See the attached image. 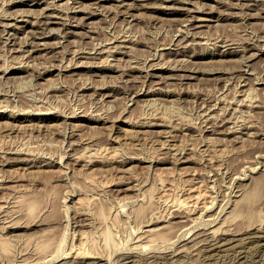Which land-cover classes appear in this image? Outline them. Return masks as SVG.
<instances>
[{
  "label": "rangeland",
  "instance_id": "rangeland-1",
  "mask_svg": "<svg viewBox=\"0 0 264 264\" xmlns=\"http://www.w3.org/2000/svg\"><path fill=\"white\" fill-rule=\"evenodd\" d=\"M263 31L264 0H0V112H15L0 117V238L8 240L6 247L0 242V264H264L263 209L244 210L242 221L233 218L235 204L251 205L244 190L264 180V107L252 105H264ZM98 114L107 119L89 118ZM155 115L168 125L142 123ZM249 122L255 126L245 128ZM253 144L257 151L249 149ZM91 187L94 193L86 190ZM259 188L263 197L264 186ZM191 192L202 197L195 204L199 211L196 199L188 200ZM34 196L40 200L31 211L27 203ZM183 197L187 202L180 206L176 200ZM151 225L158 226L157 238L159 232L166 237L154 238ZM107 228L115 235L109 244ZM196 233H208L210 240L195 245ZM42 241L49 244L46 252L35 244ZM80 246L93 250L91 256L65 255Z\"/></svg>",
  "mask_w": 264,
  "mask_h": 264
},
{
  "label": "bare ground",
  "instance_id": "bare-ground-1",
  "mask_svg": "<svg viewBox=\"0 0 264 264\" xmlns=\"http://www.w3.org/2000/svg\"><path fill=\"white\" fill-rule=\"evenodd\" d=\"M181 1H182V0H181ZM186 1H190V0H186ZM55 5H56V4H55ZM138 5H139V4H138ZM200 5H201V4H200ZM57 6H58V4H57ZM198 6H199V4H198ZM233 7H234V6H233ZM238 7H239V6H238ZM197 8H198V7H197ZM199 8H201V6H200ZM240 8H241V7H240ZM243 8H244V6H243ZM199 10H200V9H199ZM24 11H25V10H24ZM63 11H64V10H63ZM7 13H8V11H7ZM18 13H19V12H18ZM9 14H10V12H9ZM49 14H51V13H49ZM67 14H68V13H67ZM67 14H66V15H67ZM5 15H7V14H5ZM5 15H4V16H5ZM244 15H247V14H244ZM48 17H49V16H48ZM44 22H45V21H44ZM46 22H47V21H46ZM30 23H31V22H30ZM33 23H35V22H33ZM47 23H48V22H47ZM31 24H32V23H31ZM254 31H255V30H254ZM72 32H73V31H72ZM261 32H262V31H261ZM261 32H260V33H261ZM263 32H264V31H263ZM257 33H258V32H257ZM260 33H258V34H260ZM2 36H3V35H2ZM196 36H197V35H196ZM260 36H261V35H260ZM140 41H141V40H140ZM32 43H33V42H32ZM34 43H36V42H34ZM137 43H138V42H137ZM48 44H49V43H48ZM29 45H30V44H29ZM37 45H38V44H37ZM242 46H243V45H242ZM244 46H245V45H244ZM251 46H252V45H251ZM35 47H36V46H35ZM54 47H55V46H54ZM119 47H120V46H119ZM121 47H122V46H121ZM244 48H247L246 50H249V49H250L248 46H245ZM36 49H37V48H36ZM117 50H118V48H117ZM37 51H38V50H37ZM110 51H111V50H110ZM235 51H239V50H235ZM120 52H121V51H120ZM124 52H125V51H124ZM124 52H123V53H124ZM111 53H112V52H111ZM220 53H221V52H220ZM222 53H225V54H226V53H231V51H227V52L224 51V52H222ZM213 54H215V53H213ZM30 57H31V56H30ZM93 57H94V56H93ZM4 62H5V61H4ZM22 62H23V61H22ZM24 62H25V61H24ZM108 65H109V64H108ZM7 66L9 67L8 64H7ZM23 66H24V65H23ZM66 67H67V66H66ZM48 68H49V67H48ZM110 68H112L111 65L109 66V69H110ZM219 69H220V68H219ZM219 69H218V70H219ZM222 69H223V68H222ZM61 70H62V69H61ZM226 70H227V69H226ZM239 70H241V69H239ZM222 71H223V70H222ZM48 72H49V71H48ZM210 72H211V71H210ZM213 72H215V71H213ZM223 72H224V71H223ZM11 73H12V72H11ZM39 73H41V72H39ZM211 73H212V72H211ZM13 74H14V73H13ZM147 74H149V73H147ZM44 75H45V74H44ZM243 75H245V74H243ZM10 76H11V74L8 76V78H9ZM14 76H18V75H14ZM20 76H21V75H20ZM239 76H240V75H239ZM6 77H7V76H6ZM12 77H13V76H12ZM18 77H19V76H18ZM42 77H43V76H42ZM188 77L190 78V77H195V76H192V74H191L190 76L188 75ZM242 77H243V76H242ZM9 79L11 80V78H9ZM9 79H8V80H9ZM14 79H16V78H14ZM10 80H9V81H10ZM6 81H7V80H6ZM6 81H5V82H6ZM15 81H16V80H15ZM59 81H60V80H59ZM28 82H29V81H28ZM56 82H57V81H56ZM8 83H9V82H8ZM19 83H20V82H19ZM25 83H26V82H25ZM29 83H32V82L30 81ZM29 85H30V84H29ZM53 85H54V84H53ZM16 86H17V85H16ZM18 86H19V85H18ZM50 87H52V86H50ZM234 87H235V86H234ZM254 87H255V86H254ZM254 87H252L253 90H254ZM0 89L3 90L2 87H0ZM5 89H6V88H5ZM59 89H60V88H59ZM64 90H65V89H64ZM109 90H110V89H109ZM155 90H156V89L149 90V92H147V94H150V93H152V92L155 91ZM170 90H171V89H170ZM170 90H169V91H170ZM236 90H238V92H239V89L236 88ZM242 90H243V89H242ZM253 90L250 89V91H253ZM5 91H6V90H5ZM57 91H58V90H57ZM164 91H165V90H164ZM250 91H249V94H251ZM158 92H159V91H158ZM254 92H255V91H254ZM254 92L252 93L251 97L255 94ZM4 93H5V92H4ZM170 93H173V92H170ZM232 93H233V92H232ZM235 93H237V92H235ZM235 93H234V94H235ZM147 94H146V95H147ZM167 94H168V91H167ZM245 94H246V93H245ZM249 94H247V95H249ZM247 95H246V96H247ZM256 95H257V94H256ZM233 96H234V95H233ZM235 96H236V94H235ZM231 97H232V96H231ZM242 97H243V96H242ZM233 98H234V97H233ZM233 98H232V99H233ZM247 98H248V97H247ZM249 98H250V97H249ZM21 99H22V98H21ZM23 99H24V98H23ZM23 99H22V100H23ZM140 99H141V97H140ZM226 99H227V98H226ZM228 99H229V98H228ZM236 99H237V98H235V100H236ZM260 99H261V98H260ZM260 99H259V100H260ZM24 100H25V99H24ZM24 100H23V101H24ZM27 100H28V99H26V101H24V102H27ZM145 100H146V99H145ZM238 100H239V99H237V102H238ZM240 100H241V98H240ZM240 100H239V101H240ZM3 101H4V100H3ZM23 101H22V105L24 104ZM136 101H137V99H136ZM146 101H147V100H146ZM227 101H228V100H227ZM242 101H243V100H242ZM261 101H262V99H261ZM13 102H14V101H13ZM20 102H21V101H20ZM30 102H31V101H30ZM225 102H226V101H225ZM230 102H235V101H228V103H230ZM237 102H236V103H237ZM243 102H244V101H243ZM243 102H242V103H243ZM251 102H252V101H251ZM8 103H9V102H8ZM260 103H261V102H260ZM260 103H258L257 105H254V103L252 102V105H253V106H258V107H259V106H263V107H264V105H262V103H261V104H260ZM28 104H29V103H28ZM244 104H245V103H244ZM5 105H6V104H5ZM9 105H10V103H9ZM22 105H21V106H22ZM30 105H32V104L30 103ZM30 105H29V107H30ZM212 105H213V104H212ZM212 105H211V106H212ZM226 105H227V104H226ZM226 105H225V106H226ZM247 105H248V104H247ZM252 105H251V107H252ZM6 106H7V105H6ZM6 106H5V107H6ZM21 106H20V108H21ZM24 106H25V105H24ZM24 106H23V107H24ZM47 106H48V105H47ZM227 106H228V105H227ZM248 106H250V104H249ZM3 107H4V105H2V108H3ZM7 107H9V106H7ZM15 107H16V106H15ZM37 107H38V106H37ZM38 108H39V107H38ZM48 108H49V107H48ZM50 108H52V107H50ZM50 108H49V109H50ZM207 108H208V107H207ZM225 108H226V107H225ZM4 109H5V108H4ZM4 109H3V110H4ZM12 109H13V108H12ZM21 109H24V108H21ZM42 109H43V108H42ZM49 109H48V110H49ZM73 109H74V108H73ZM14 110H15V109H14ZM224 110H225V109H224ZM9 111H10V110H9ZM11 111H12V110H11ZM75 111H76V110H75ZM85 111H87V110H85ZM13 112H14V111H13ZM223 112H224V111H223ZM14 113H15V112H14ZM14 113H13V114H14ZM73 113H75V112H73ZM90 113H91V112H90ZM224 113H225V112H224ZM13 114H12V113H9V112H8L7 114H5L4 111H1V112H0V117L6 116V115H7V116H12ZM59 115H60V114H59ZM59 115H56V114H55L54 117H55V116H59ZM71 115H72V114H71ZM90 115H91V114H90ZM95 116H96V115H95ZM160 116H161V117H160ZM160 116H158V115L156 116V115H155V116L152 118V120L149 119V121L147 120V122H146L145 120H143V121H145V122H142V123H146V124H144L145 126H152V127H157V126H161V125H168V124H166V122H163V121H162V115H160ZM206 116H208V115H206ZM108 117H109V116H108ZM46 118H47V117H46ZM89 118H90V119H95V120H97V121H98V120L100 121V120H106V119H107L106 116H105V117H104V116H101V114H98L96 117L92 116V117H89ZM163 118H164V117H163ZM207 118H208V117H207ZM207 118H206V119H207ZM210 119H211V118H210ZM220 119H221V118H220ZM222 119H224V118H222ZM138 120H139V119H138ZM154 120H155V121H154ZM212 120H213V119H212ZM250 120H251V119H250ZM215 121H216V120H215ZM8 122H9V121H8ZM8 122H6V124H8ZM50 122H51V121H50ZM50 122H48V123H49V126H50V124H53V123H50ZM66 122H67V121H66ZM104 122H105V121H104ZM136 122H137V121H136ZM167 122H168V121H167ZM211 122H212V121H211ZM213 122H214V121H213ZM218 122H219V121H218ZM222 122H223V121H222ZM0 123H3V122H0ZM12 123H13V121H12ZM15 123H16V122H15ZM45 123H46V122H45ZM48 123H47V125H48ZM139 123H140V122H139ZM164 123H165V124H164ZM214 123H215V122H214ZM251 123H252V122H251ZM251 123L249 122V124H251ZM6 124L4 123V127H5ZM218 124H219V123H218ZM247 124H248V122H247ZM13 125H14V124H13ZM15 125H16V124H15ZM22 125H23V124H22ZM37 125H38V124H37ZM41 125H43V124H41ZM45 125H46V124H45ZM45 125H43V126H45ZM47 125H46L45 127H47ZM54 125H55V124H53V126H54ZM86 125H87V124H86ZM88 125H89V124H88ZM142 125H143V124H142ZM214 125H216V124H214ZM20 126H21V125H19V127H20ZM27 126H28V124H26L25 127H27ZM56 126H57V124H56ZM65 126H66V125H65ZM84 126H85V125H84ZM84 126H83V127H84ZM218 126H221V125H218ZM243 126H245V124H244ZM254 126H255V125H254V123H253V124H251V125L246 126L245 128H249V127L251 128V127H254ZM2 127H3V125H2ZM2 127L0 126V128H2ZM8 127H9V128H10V127L14 128L15 126H14V127H13V126H8ZM8 127H7V128H8ZM19 127H18V129H19ZM22 127H23V126H22ZM25 127H24V128H25ZM36 127H37V126H36ZM57 127H58V126H57ZM83 127H81V128H83ZM175 127H176V126H175ZM240 127H241V126H240ZM9 128H8V130H9ZM20 128H21V127H20ZM38 128H39V127H38ZM215 128H216V127H215ZM4 129H5V128H4ZM18 129H17V127H16V128H14V131H16V130H18ZM28 129H30L29 131H31V128H30L29 126H28ZM39 129H41V126H40ZM44 129H45V128H44ZM50 129H52V126H50ZM174 129H175V128H174ZM241 129H242V127H241ZM253 129H254V128H253ZM2 130H3V128H2ZM6 130H7V129H6ZM8 130H7V131H8ZM10 130H12V129H10ZM26 130H27V129H25V131H26ZM45 130H46V129H45ZM48 130H49V129H48ZM55 130H57V129H54V131H55ZM58 130H59V129H58ZM62 130H64V128H63ZM62 130H59V131L62 132ZM66 130H67V129H66ZM81 130H82V129H81ZM212 130H214V129H212ZM251 130H252V129H251ZM262 130H264V129H262ZM262 130H261V131H262ZM7 131H5V132H7ZM12 131H13V130H12ZM21 131H23V132H22V136H21V137H23L24 130L22 129ZM46 131H47V130H46ZM76 131H77V130H76ZM137 131H138V130H137ZM236 131H237V130H236ZM239 131H240V130H239ZM241 131H243V129H242ZM249 131H250V129H248V131H246V134H245V135L249 134V135L251 136L252 132L250 131V132H251V133H250ZM261 131H258V132H261ZM1 132H2V131H1ZM32 132H33V130H32ZM34 132H35V130H34ZM38 132H39V131H38ZM48 132H50V131H48ZM48 132H46V133H48ZM71 132L73 133L74 131H71ZM71 132H69V133H71ZM138 132H139V131H138ZM143 132H144V131H143ZM212 132H213V131H212ZM227 132H228V131H227ZM263 132H264V131H263ZM8 133L10 134V131H8ZM27 133H29L28 135H30L31 132H27ZM36 133H37V132H36ZM36 133H35V134H36ZM50 133H52V132H50ZM56 133H57V132H56ZM62 133H63V132H62ZM62 133H61V135H62ZM65 133H66V131H65ZM72 133H71V134H72ZM76 133H77V132H76ZM256 133H257V132L255 131V134H256ZM1 134H4V133L2 132ZM6 134H7V133H6ZM12 134H13V133H12ZM16 134L18 135V131L16 132ZM16 134H15V135H16ZM19 134H20V131H19ZM25 134H26V132H25ZM25 134H24V135H25ZM31 134H32V133H31ZM41 134H42V133H41ZM43 134H44V133H43ZM52 134H54V133H52ZM52 134H50V136L53 137ZM57 134H58V133H57ZM57 134H56V135H57ZM59 134H60V133H59ZM221 134H222V133H221ZM224 134H226V133L224 132ZM253 134H254V133H253ZM4 135H5V134H4ZM7 135H8V134H7ZM7 135H6V136H7ZM13 135H14V134H13ZM17 135H16V137L18 138L19 135H18V136H17ZM39 135H40V134H39ZM45 135H46V134H45ZM65 135H66V134H65ZM233 135H234V134H233ZM249 135H247V136L250 138ZM1 136H2V135H1ZM9 136H10V135H9ZM26 136H27V135H26ZM31 136H32V135H31ZM37 136H38V134H37ZM43 136H44V135H42V137H43ZM57 136H58V135H57ZM70 136H72V135H70ZM75 136H76V135H75ZM234 136H235V135H234ZM236 136H237V135H236ZM236 136H235V137H236ZM259 136H260V134H259ZM4 137H5V136H4ZM21 137H20V140H21ZM40 137H41V136H40ZM40 137H39V138H40ZM52 137H50V138H52ZM65 137H66V136H65ZM252 137H254V136L252 135ZM252 137H251V138H252ZM1 138H2V137H1ZM1 138H0V139H1ZM12 138H14V136H13ZM23 138H24V137H23ZM31 138H32V137H31ZM35 138H36V137H35ZM53 138H54V137H53ZM56 138H57V137H55L54 139H56ZM76 138H78V137H76ZM239 138H240V135H239ZM242 138H243V137H242ZM256 138H258V137H256ZM3 139H4V138H3ZM27 139H28V138H27ZM32 139H33V138H32ZM65 139H66V138H65ZM70 139L72 140L71 137H70ZM73 139H74V138H73ZM81 139H82V137H81ZM110 139H111V138H110ZM228 139H229V138H228ZM231 139H232V138H231ZM246 139H247V137H246ZM259 139H260V138H259ZM261 139H262V137H261ZM8 140H10V139H8ZM12 140H13V139H12ZM29 140H31V139H29ZM33 140H34V139H33ZM37 140H38V138H37ZM37 140H36V141H37ZM50 140H51V139H50ZM71 140H70V141H71ZM79 140H80V139H79ZM252 140H253V142L251 141L252 143H254L255 141H257V139H256V140H255V139H252ZM1 141H2V139H1ZM15 141H17V140H15ZM25 141H26V140H25ZM25 141H23V142L25 143ZM42 141H43V140H42ZM45 141H46V140H45ZM62 141H63V140H62ZM94 141H96V140H94ZM113 141H114V140H113ZM166 141H168V140L166 139ZM237 141H238V140H237ZM247 141H248V140L244 141V144H246L245 142H247ZM260 141H261V140H260ZM262 141H263V139H262ZM262 141H261V144L264 142V141H263V142H262ZM8 142H9V141H8ZM8 142H6V143H8ZM12 142H14V141H12ZM27 142H28V141H27ZM37 142H38V141H37ZM39 142H40V141H39ZM71 142H72V144H73L74 141L72 140ZM91 142H92V141H91ZM96 142H97V141H96ZM249 142H250V141H249ZM249 142H247V143H249ZM251 142H250V143H251ZM2 143H3V141H2ZM10 143H11V142H10ZM17 143H18V141H17ZM19 143H20V142H19ZM29 143L31 144V142H29ZM45 143H46V142H45ZM81 143H82V142H81ZM92 143H93V142H92ZM94 143H95V142H94ZM165 143H166V142H165ZM239 143H240V142H239ZM252 143H251V144H252ZM0 144H1V143H0ZM8 144H9V143H8ZM25 144H27V143H25ZM25 144H24V147L26 146ZM30 144H29V145H30ZM32 144H34V143L32 142ZM72 144H70V146H71ZM86 144H87V143H86ZM95 144H97V143H95ZM98 144H99V147H100V144L102 145V143H98ZM163 144H164V142H163ZM259 144H260V143H259ZM4 145H5V144H4ZM14 145H15V144H14ZM35 145H36V144H35ZM37 145H38V144H37ZM44 145H45V144H44ZM61 145H62V143H61ZM61 145H60V146H61ZM73 145H74V144H73ZM89 145L91 146V143H90ZM164 145H165V144H164ZM249 145H250V144H249ZM255 145H257V144L255 143ZM0 146H1V145H0ZM10 146H11V144H10ZM30 146H31V145H30ZM46 146H47V145H46ZM57 146H59V145H57ZM166 146H167V145H166ZM263 146H264V145H262V147H263ZM3 147H4V146H3ZM15 147H16V146H15ZM20 147H21V146H20ZM28 147H29V146H28ZM35 147H37V146H35ZM35 147H34V150H35ZM41 147H42V146H41ZM48 147L50 148V146H48ZM86 147H87V146H86ZM86 147H85V148H86ZM99 147H97V148H99ZM102 147H103V149H104V147H105L104 144H103V146H101V148H102ZM109 147L112 148L111 145H110V146H107V148H109ZM113 147H114V146H113ZM247 147H249V146H247ZM258 147L260 148V146H257V149H258ZM1 148H2V147H0V149H1ZM5 148H6V147H5ZM7 148H8V147H7ZM43 148H44V146H43ZM45 148H46V147H45ZM49 148H48V149H49ZM56 148H57V147H56ZM88 148H89V147H87V149H88ZM97 148H95V153H96V155L99 154V152H97V150H98ZM101 148H100V149H101ZM116 148L118 149V147H116ZM116 148H115V149H116ZM245 148H246V147H245ZM253 148H254V144L251 145V147H250L249 149L251 150V149H253ZM2 149H3V148H2ZM18 149H19V147H18ZM21 149H23V148L21 147ZM30 149H31V147H30ZM38 149L40 150V148H38ZM58 149H59V148H58ZM96 149H97V150H96ZM103 149H101V150H103ZM115 149H114V151H115ZM254 149H255V148H254ZM262 149H263V148H262ZM262 149H261V153H262ZM4 150H5V149H3L2 152H4ZM9 150H10V148H9ZM9 150H7V151H9ZM12 150H13V149H12ZM32 150H33V149H32ZM32 150H30V152H33V151H34V150H33V151H32ZM60 150H61V149H60ZM60 150H59V151H60ZM63 150H64V148H63ZM84 150H86V149H84ZM89 150H90V148H89ZM108 150H110V149H108ZM0 151H1V150H0ZM16 151H17V150H16ZM18 151H19V150H18ZM21 151H22V150H21ZM25 151H26V149H25ZM25 151H24V152H25ZM27 151H28V150H27ZM90 151H91V150H90ZM99 151H100V150H99ZM110 151H112V149H111ZM235 151H236V150H235ZM246 151H247V150H246ZM248 151H249V150H248ZM255 151H257V150L255 149ZM255 151H253V152H255ZM259 151H260V149H259ZM259 151H258V154H259V156H260L261 154H260ZM35 152H36V151H35ZM39 152H40V151H39ZM61 152H62V151H61ZM61 152H60V153H61ZM82 152H87V150H86V151H82ZM103 152H104V150H103ZM236 152H237V151H236ZM244 152H245V151H244ZM8 153H9V152H8ZM56 153H57V152H56ZM56 153H53V154H56ZM64 153L66 154V153H68V152L66 151V152H64ZM64 153H63V154H64ZM88 153H89V152H87V154H88ZM97 153H98V154H97ZM101 153H102V152H101ZM104 153H106L105 155H107V156L110 154V153L107 154V150H106ZM113 153H114V152H113ZM116 153H117V152H116ZM116 153H115V156H116ZM237 153H239V152H237ZM248 153H250V152H248ZM251 153H252V152H251ZM24 154H25V153H24ZM65 154H64V155H65ZM69 154H70V153H69ZM73 154H74V153H73ZM78 154H79V153H76V155H78ZM80 154H81V152H80ZM89 154H90V153H89ZM89 154H88V155H89ZM91 154H92V153H91ZM263 154H264V153H263ZM0 155H1V154H0ZM48 155H49V154H48ZM58 155H59V154H58ZM82 155H84V153H83ZM88 155H87V156L84 155L85 157H87L86 160H89V159H88ZM96 155H95V156L93 155L94 157H93V156H92V157H93L94 159H97L96 157H98V156H96ZM102 155H104V154H102ZM110 155H112V154H110ZM110 155H109V156H110ZM120 155H121V154H120ZM233 155H234V154H233ZM236 155H237V154H236ZM236 155H235V156H236ZM243 155H244V154H243ZM243 155H241V157H242ZM245 155H246V154H245ZM245 155H244V156H245ZM256 155H257V154H256ZM46 156H47V154H46ZM52 156H53V155H52ZM72 156H73V155H72ZM84 156H82V157L78 156V157H79V159H80V158H83ZM89 156H91V155H89ZM100 156H101V155H100ZM107 156H105V158L108 159V160H110V158H112V156H111L110 158H107ZM109 156H108V157H109ZM115 156H114V157H115ZM235 156H234V157H235ZM238 156H239V154H238ZM249 156H250V155H249ZM261 156H262V155H261ZM263 156H264V155H263ZM2 157H3V156H2ZM35 157H36V156H35ZM60 157H61V156H60ZM63 157H64V156H63ZM102 157H103V156H102ZM102 157H101V158H102ZM234 157H233V158H234ZM241 157H240V159H241ZM256 157H257V156H256ZM256 157H255V158H256ZM49 158H50V157H49ZM54 158H55V157H54ZM56 158H57V157H56ZM56 158H55V159H56ZM74 158H75V157H74ZM90 158H91V157H90ZM99 158H100V157H99ZM131 158H132V157H131ZM238 158H239V157H238ZM246 158H249V157H248V156H247V157L245 156V158H242V159L245 160ZM258 158H259V157H258ZM258 158H256V159H258ZM263 158H264V157H263ZM9 159H10V158H9ZM30 159H31V158H30ZM30 159H29V160H30ZM35 159H36V158H35ZM44 159H45V158H44ZM47 159H48V158H47ZM75 159H77V157H76ZM102 159H104V158H102ZM112 159H113V158H112ZM132 159H133V158H132ZM179 159H180V158H179ZM179 159H177V160L179 161ZM251 159H252V158H251ZM0 160H1V159H0ZM18 160H19V159H18ZM24 160H25V158H24ZM36 160H37V159H36ZM60 160H61V159H60ZM86 160H84V161H86ZM127 160H128V159H127ZM127 160H125V163H126ZM234 160H235V159H234ZM249 160H250V159H249ZM253 160H254V159H253ZM259 160H260V158H259ZM12 161H13V160H12ZM14 161H15V160H14ZM43 161H44V160H43ZM54 161H55V160H54ZM68 161H69V160H68ZM71 161H72V160H71ZM73 161H76V160L73 159ZM73 161H72V164H73ZM91 161H92V160H91ZM96 161H97V160H96ZM102 161H103V160H102ZM102 161H101V162H102ZM105 161H106V160H105ZM110 161H111V160H110ZM116 161H117V160H116ZM121 161H123V160H121ZM130 161H131V159H130ZM144 161H145V160H144ZM183 161H184V160H183ZM226 161H227V160H226ZM228 161H229V160H228ZM239 161H240V160H239ZM246 161H248V160H246ZM254 161H255V160H254ZM260 161H261V160H260ZM9 162H10V161H9ZM29 162H30V161H29ZM31 162H32V161H31ZM34 162H35V161H34ZM39 162H40V159H39ZM106 162H107V161H106ZM229 162H230V161H229ZM231 162H232V161H231ZM233 162L236 163V161H233ZM257 162H258V161H257ZM22 163H23V161H22ZM25 163H26V162H25ZM42 163H43V162H42ZM50 163H52V161H51V162H47L45 165L51 166V165H49ZM66 163H67V165H68L69 162H66ZM89 163H90V162H89ZM91 163H92V162H91ZM96 163H97V162H96ZM102 163H104V162H102ZM110 163H111V162H110ZM260 163H261V162H260ZM30 164H31V163H30ZM40 164H41V163H40ZM40 164H39V165H40ZM54 164H55V163H54ZM56 164H57V163H56ZM72 164H71V165H72ZM87 164H88V161H87ZM92 164H93V163H92ZM105 164H107V163H105ZM108 164H109V163H108ZM222 164H223V163H222ZM226 164H227V163H226ZM232 164H233V163H232ZM258 164H259V162H258ZM262 164H263V163H262ZM1 165H2V164H1ZM58 165H59V164H58ZM60 165H61V164H60ZM101 165H102V164H101ZM236 165H237V164H236ZM236 165H235V166H236ZM251 165H252V164H251ZM52 166H53V165H52ZM99 166H100V164H99ZM254 166H255V165H254ZM254 166H253V167H254ZM60 167H62V166H60ZM68 167H70V166L68 165ZM226 167H229V166H226ZM37 168H38V167H37ZM40 168H41V167H40ZM42 168L45 169L44 167H42ZM52 168H53V167H52ZM62 168H63V167H62ZM98 168H100V167H98ZM101 168H103V165L101 166ZM229 168H230V167H229ZM233 168H234V167H233ZM43 169H40V170H37V171H40V172H41V170L43 171ZM48 169H49V168H48ZM252 169H254V168H252ZM46 170H47V169H45V171H46ZM233 170H234V169H233ZM241 170H242V169H241ZM241 170H240V171H241ZM45 171H43V172H45ZM53 171H54V169H53ZM56 171H57V170H56ZM56 171H55V172H56ZM263 171H264V170H263ZM210 172H211V171H210ZM45 173H46V172H45ZM47 173H49V172H47ZM52 173H53V172H52ZM52 173H50L49 175H52ZM245 173H246V172H245ZM208 174H209V172H208ZM45 175H46V174H45ZM47 175H48V174H47ZM54 175H55V173H54ZM56 175H57V174H56ZM42 176H43V175H42ZM46 177H47V176H46ZM46 177H43V179L46 178ZM50 177L55 178L56 176L53 177V175H52V176H50ZM57 177H59V176H57ZM253 177H254V176H253ZM4 179H5V178H4ZM47 179H49V178H47ZM87 179H89V178H87ZM87 179H85V181H86ZM92 179H93V184H94V182H95V183H98L97 181H95V179H94L93 177H92ZM45 180H46V179H45ZM50 180H52V179H50ZM195 180H196V179H195ZM46 181H47V180H46ZM65 181H66V180H65ZM87 181H88V180H87ZM89 181H90V180H89ZM91 181H92V180H91ZM254 181H255V180H254ZM256 181H257V182L254 184V187L252 188V190L250 191V189H251V187H252V186H251V187L249 188V191H250V192L248 191L249 193L246 194V192H245V190H244L246 196L244 195V192H243V195H242V196H244L243 199H247V198H248V201H247V202H249V204L251 203V205H247V203H246V206H247V207H246V209H245V207H242V206H240V205L238 204V203L241 204V201H239V202L237 201V204H238L240 207L237 208L238 205L236 206V204H235V207H236L237 210L234 211L235 213L232 211V212L234 213L233 215H235V217H234V216L232 215V213H231V215L233 216V218H236V217H237V219H238L239 217H241V215H245V211H244V210H246L247 212H250V214H251V211H253V210H254V213L257 212V210L260 211V210L263 209L262 211H264V196L262 195L263 197H261V194H260L259 197L257 196V194L259 193V192H258V189H260L259 186H260L261 184L264 186V183H263L264 180H263V179L261 180V178H260V180H259V178H258V180L256 179ZM42 182H43V181H42ZM55 182H56V181H55ZM106 182L108 183V181H106ZM106 182H105V183H106ZM197 182L199 183V181H197ZM201 182H202V181H201ZM49 183H52V182H49ZM49 183H48V184H49ZM251 183H253V179L251 180ZM2 184H3V183H2ZM45 184H47V182H45ZM57 184H58V183H57ZM87 184H90V182H88ZM101 184H102V183H101ZM103 184H104V183H103ZM52 185H53V184H52ZM55 185H56V184H54V186H52V187H55ZM59 185H60V183H59ZM91 185H92V184H91ZM107 185H108V184H107ZM45 186H46V185H45ZM94 186H95V185H94ZM94 186H93V187H94ZM104 186H105V185H104ZM193 186H194V185H193ZM197 186H198V185H196V188H195L196 190H197ZM4 187H5V186H4ZM6 187H7V186H6ZM43 187H44V186H43ZM46 187L48 188V186H46ZM52 187H50V188H52ZM57 187H58V185H57ZM93 187H91V188H93ZM102 187H103V186H102ZM191 187H192V185H191ZM194 187H195V186H194ZM198 187H199V186H198ZM244 187H245V186H244ZM44 188H45V187H44ZM100 188H101V187H100ZM100 188H99V189H100ZM185 188H186V187H185ZM188 188H189V187H188ZM238 188H239V187H238ZM240 188H241V187H240ZM242 188H243V187H242ZM245 188H248V187L246 186ZM56 189H57V188H56ZM56 189H54V190H56ZM58 189H59V188H58ZM73 189H74V188H73ZM95 189H96V186H95ZM97 189H98V187H97ZM102 189H103V188H102ZM102 189H100V191H101ZM126 189H127V188H126ZM183 189H184V188H183ZM192 189H193V188H192ZM192 189H191V190H192ZM45 190H46V189H45ZM48 190H49V188H48ZM48 190H47V191H48ZM50 190H53V189H50ZM86 190H90V191H89L90 193H91V192L94 193V188L92 189L93 191H92L91 189H89V188H88V189L86 188ZM185 190H187V189H185ZM193 190H194V189H193ZM242 190H243V189H242ZM57 191H59V190H56V192H57ZM97 191H99V190H97ZM100 191H99V192H100ZM103 191H105V190L103 189ZM120 191H121V190H120ZM198 191H199V190H198ZM203 191L206 192V190H203ZM203 191H202V192H203ZM246 191H247V190H246ZM259 191H261V190H259ZM50 192H52V191H50ZM67 192H68V191H67ZM74 192L76 193V191H74ZM79 192H80V191H79ZM83 192H84V191H83ZM86 192H87V191H86ZM101 192H102V191H101ZM101 192H100V193H101ZM184 192H185V191H184ZM199 192H200V191H199ZM199 192H198V193H199ZM237 192H238V191H237ZM262 192H263V191H262ZM27 193H28V192H27ZM43 193H44V192H43ZM80 193H81V192H80ZM95 193H96V192H95ZM191 193H192V195H190V194L188 193V194L190 195V196H189L190 199H188V200L190 201L191 198H192V200H193V198H195V199H196V200H195L196 203H194L193 205H195V204L197 205V200L199 201V199H200V198L202 199V197H201L200 194H197V192H196V194H194L193 192H191ZM23 194H25V193H23ZM44 194H45V193H44ZM46 194H47V192H46ZM46 194H45V195H46ZM48 194H49V193H48ZM53 194H54V193H53ZM55 194H56V193H55ZM66 194H67V193H66ZM167 194H168V193H167ZM26 195H27V194H25V196H26ZM45 195H44V196H45ZM49 195H52V194H49ZM88 195H89V194H88ZM88 195H87V196H88ZM116 195H117V194H116ZM119 195H120V194H119ZM119 195L117 196L118 199H119ZM205 195H206V194H205ZM21 196H22V195H20V199H21ZM28 196H29V195H28ZM32 196H33V195H32ZM36 196H37V195H36ZM36 196H34V199H31V197H30V200H31V201H30V203H29V202L27 203V205L29 204V208L31 209V211L34 210V208L37 207L38 201L40 200V199H38L39 196H38L37 198H36ZM41 196H42V195H41ZM67 196H68V195H67ZM202 196H203V195H202ZM242 196H241V198H239V200L242 199ZM248 196H249V197H248ZM256 196H257V198H255L252 202H250L249 199H251V198H253V197H256ZM16 197H17V196H16ZM23 197H24V196H23ZM90 197H91V196H90ZM90 197H89V199H90ZM93 197H95V196H93ZM93 197H92V199H93ZM117 197H115V198L117 199ZM167 197H169V196H167ZM203 197H204V196H203ZM25 198H26V197H25ZM169 198H170V197H169ZM20 199H18V197H17V201H19ZM28 199H29V197H28ZM80 199H81V197H80ZM120 199H122V197H120ZM175 199H176V197H175ZM206 199H207V198L204 197V200H206ZM210 199H211V197H210ZM210 199H209V200H210ZM212 199H213V197H212ZM243 199H242V200H243ZM3 200H4V199H3ZM23 200H24V199H23ZM23 200H20V201L23 202ZM170 200H171V199H170ZM192 200H191V201H192ZM6 201H7V200H6ZM164 201H165V200H164ZM171 201H172V200H171ZM176 201H179V202H178L179 205H180V204L183 205V204H185V203L187 202V199H184V197H183V199H181V200L178 199V200H176ZM176 201H175V203H177ZM207 201H208V199H207ZM245 201H246V200H245ZM245 201H244V200L242 201V202H244V205H245ZM117 202H118V200H117ZM199 202H200V201H199ZM202 202H204V201H202ZM213 202H214V201H213ZM24 203H25V202H24ZM172 203H174V202H172ZM172 203H171V204H172ZM192 203H193V201H192ZM205 203H206V202H205ZM205 203H203V204H204V206L206 207ZM208 203H209V202H208ZM208 203H207V205H208ZM210 203H211V202H210ZM252 203H255L256 208L252 206ZM2 204H3V203H2ZM119 204H120V202H119ZM189 204H190V203H189ZM201 204H202V203H201ZM203 204H202V206H203ZM212 204H213V203H212ZM242 204H243V203H242ZM122 205H123V203H122ZM122 205L120 204V206H122ZM175 205H177V204H175ZM179 205H178V206H179ZM181 205H180V206H181ZM196 205H195V206H196ZM209 205H210V204H209ZM169 206H170V205H169ZM178 206H177L176 208H178ZM195 206H193V207H195ZM202 206H201V207H202ZM1 207H2V205H1ZM188 207H189V206H188ZM193 207H192V208L189 207V208L193 209ZM173 208H174V207H173ZM185 208H187V205H186ZM196 208L198 209L197 206H196ZM199 208H200V207H199ZM202 208H203V207H202ZM232 208H233V207H232ZM232 208H231V210H232ZM118 209L120 210V208H118ZM118 209H117V210H118ZM131 209H132V208H131ZM169 209H170V207H169ZM174 209H175V208H174ZM174 209H173V210H174ZM197 209H196V210H197ZM200 209H201V208H200ZM203 209H204V208H203ZM206 209H210V208H208V206H207ZM233 209H234V208H233ZM1 210H2V209H1ZM4 210H6V209H4ZM170 210H172V208H171ZM179 210H180V209H179ZM181 210H182V209H181ZM183 210L185 211V209H183ZM196 210H195V211H196ZM231 210H230V212H231ZM189 211H190V209H189ZM198 211H199V209H198ZM206 211H207V210H206ZM262 211H261L260 213H264V212H262ZM117 212H118V211H117ZM175 212H176V211H175ZM182 212H183V211H182ZM185 212H186V211H185ZM187 212H188V209H187ZM187 212H186V213H187ZM190 212H191V211H190ZM190 212H189V213H190ZM196 212H197V211H196ZM227 212H228V211H227ZM230 212H229V213H230ZM247 212H246V213H247ZM193 213H194V212H193ZM197 213H198V212H197ZM201 213H203V212H201ZM258 213H259V212H258ZM176 214H177V213H176ZM191 214H192V213H191ZM191 214H190V215H191ZM250 214H248V216H249ZM88 215H89V214H88ZM229 215H230V214H229ZM260 215H261V214H260ZM178 216H179V215H178ZM183 216H187V215H183ZM246 216H247V215H246ZM180 217H181V216H180ZM230 217H231V216H230ZM243 217L245 218V216H243ZM243 217H241L240 220H241ZM178 218H179V217H178ZM186 218H188V217H186ZM186 218H185V220H188V219H186ZM189 218H190V216H189ZM191 218L193 219V217H191ZM233 218H231V219H233ZM262 220H263V219H261L260 221H262ZM158 221H159V220H158ZM180 221H182V220H180ZM231 221H232V220H231ZM241 221H242V220H241ZM183 222H184V221H183ZM3 223H4V222H3ZM88 223H89V222H88ZM154 223H155V222H154ZM77 224H78V223H77ZM90 224H91V223H90ZM256 224H260V223H256ZM262 224L264 225V223H262ZM262 224H260V225L262 226ZM2 225H4V224H2ZM82 225H83V224H82ZM86 225H87V224H86ZM260 225H259V226H260ZM87 226H88V225H87ZM221 226H222V224H221ZM1 227H2V226H1ZM151 227H152V225H151ZM157 227H158V226H156V227L154 226V228H156V229H157ZM219 227H220V226H219ZM154 228L152 227V228L150 229L151 232H153V230H155ZM159 228H160V227H159ZM224 228H225V227H224ZM230 228H231V227H230ZM104 229H105V228H104ZM104 229H103L102 231H104ZM221 229H222V228H221ZM251 229H252V228H251ZM257 229H259V228L257 227ZM260 229H261V228H260ZM147 230H148V229H147ZM150 230H149V231H150ZM160 230H161V229H160ZM160 230H159V231H160ZM208 230H209V229H208ZM215 230H216L215 232H217V228H216ZM222 230H223V229H222ZM227 230H229V229H227ZM261 230H262V229H261ZM163 231H164V230H163ZM163 231H162V233H163ZM206 231H207V230H206ZM219 231H221V230H219ZM230 231H231V229H230ZM230 231H229V232H230ZM104 232H105V234H104ZM104 232H103V234L105 235V236H104V239H105V241H106L107 243H108V242H111V241H112V242L115 241V240H114L115 235L112 233V230H111L110 228H109V229L107 228V230L104 231ZM157 232H158V231L156 230V233H157ZM208 232H210V231H208ZM211 232H212V231H211ZM253 232H254V231H253ZM263 232H264V231H263ZM2 233H3V232H2ZM2 233H1V234H2ZM148 233H149V232H148ZM153 233H154V232H153ZM153 233H152V234H153ZM213 233H214V229H213ZM220 233H221V232H220ZM1 234H0V235H1ZM82 234H83V233H82ZM103 234H102V235H103ZM152 234H150V235H152ZM157 234H158V233H157ZM194 234H195V233H194ZM196 234H197V235H196L194 238H191L192 240H193V239L196 240V241L194 240V242L196 243L195 245H198V244H197L198 242H201V241L203 242V240L206 241V239L209 237V234H208V233H203V234H199V235H198V233H196ZM229 234H230V233H229ZM231 234H232V233H231ZM5 235H6V234H4L3 239H5V238H4V237H6ZM84 235H85V233H84ZM113 235H114V236H113ZM144 235H145V230H144ZM146 235H147V232H146ZM159 235H160V236H159ZM165 235H166V234H165ZM165 235H162L161 232H159V234H158V238H157V237H156L157 235L154 233V238L156 237V239H159V238L162 239V238L166 237ZM192 235H193V234H192ZM201 235H202V236H201ZM216 235H217V233H216ZM250 235H251V234H250ZM250 235H249V236H250ZM259 235H260V233H259ZM261 235H263V234H261ZM7 236H8V234H7ZM85 236H86V235H85ZM210 236H211V235H210ZM218 236H220V235H218ZM252 236H253V234H252ZM256 236H257V235H256ZM1 237H2V235H1ZM9 237H10V236H9ZM9 237H6V238L9 239ZM82 237H84V236L82 235ZM87 237H88V236H87ZM140 237H141V238L144 237V236H143V233H142V236L140 235ZM145 237H146V236H145ZM212 237H213V239H214V235H212ZM215 237H216V236H215ZM258 237H259V236H258ZM148 238H149V237H148ZM152 238H153V237H152ZM154 238H153V239H154ZM185 238H186V237H185ZM219 238H220V237H219ZM219 238H218V239H219ZM224 238L227 239V234H226V235H223L221 241H222ZM228 238H229V237H228ZM262 238H263V237H262ZM153 239H152V240H153ZM208 239H209V238H208ZM208 239H207V240H208ZM226 239H225V240H226ZM257 239H258V238H257ZM86 240H87V239H85V241H86ZM149 240H151V239L149 238ZM189 240H190V239H189ZM209 240H210V239H209ZM211 240H212V239H211ZM227 240H229V239H227ZM233 240H234V239H233ZM1 241H4V242H3L4 245L2 244V247H4V246H5V242L8 241V240H1V238H0V242H1ZM83 241H84V240H83ZM85 241H84V242H85ZM103 241H104V240H103ZM105 241H104V243H105ZM183 241H184V240H183ZM217 241H218V240H217ZM217 241H216V242H217ZM219 241H220V240H219ZM229 241H230V240H229ZM231 241H232V240H231ZM10 242H11V241H10ZM42 242H44L42 245H41V244H37V243H35V244H36L37 246L39 245L38 247H39V248L41 247V250L43 249L42 251L46 252V251H47V250H46L47 247L49 248V244H48V242L45 243V241H42ZM192 242H193V241H192ZM194 242H193V243H194ZM206 242H208V241H206ZM211 242H213V241H211ZM214 242H215V241H214ZM214 242H213V243H214ZM38 243H39V242H38ZM107 243H106V244H107ZM185 243H186V242H185ZM209 243H210V242H209ZM222 243H225V241H222ZM228 243H229V242H228ZM84 244H85V243H84ZM108 244H109V243H108ZM187 244H188V243H187ZM200 244H201V243H200ZM200 244H199V245H200ZM217 244H218V243H217ZM217 244H216V245H217ZM219 244H220V243H219ZM225 244H226V243H225ZM40 245H41V246H40ZM188 245H189V244H188ZM191 245H192V244H191ZM214 245H215V244H214ZM6 246H8V245L6 244ZM6 246H5V247H6ZM37 246H36V247H37ZM204 246H205V245H204ZM217 246H218V245H217ZM194 247H196V246H194ZM212 247H213V246H212ZM214 247H215V249H216V246H214ZM39 248H38V249H39ZM207 248H208V247H207ZM210 248H211V246H210ZM1 249H2V248H1ZM3 249H4V248H3ZM36 249H37V248H36ZM72 249H73V248H71V250H72ZM186 249H187V248H186ZM188 249H190V248H188ZM205 249H206V248H205ZM208 249H209V248H208ZM39 250H40V249H39ZM39 250H38V251H39ZM73 250H74V249H73ZM176 250H177V248H176ZM210 250H211V249H210ZM90 251H92V253H93V250H89V251H88V250L85 249V247L80 246V247H77L74 251L65 252V255H66L67 253H71V252H73V253H71V254H74V253H75L76 255H80V258H81V256H88L89 253L91 254ZM179 251H180V250H179ZM0 252H1V251H0ZM34 252L36 253V250H34ZM177 252H178V251H177ZM3 253H4V252H3ZM38 253H39V252H38ZM171 253H172V252H171ZM174 253H175V252H174ZM1 254H2V253H1ZM32 254H33V253H32ZM39 254H40V253H39ZM61 254H62V253H61ZM71 254H70V255H71ZM90 254H89V255H90ZM128 254H129V253H128ZM24 255H25V254H24ZM24 255H23V256H24ZM37 255H38V254H37ZM47 255H48V254H47ZM67 255L69 256V254H67ZM67 255H66V256H67ZM1 256H2V255H1ZM55 256H56V255H55ZM57 256H58V255H57ZM57 256H56V257H57ZM90 256H91V255H90ZM241 256H242V255H241ZM47 257H49V256H47ZM62 257H63V256H62ZM62 257H61V258H62ZM75 257H76V256H75ZM123 257H124V255H123ZM123 257H122V258H123ZM125 257H126V256H125ZM125 257H124V258H125ZM22 258H23V260H24V257H22ZM44 258H46V256H44ZM53 258H54V256L50 257V259H53ZM58 258H59V257H58ZM70 258H71V256H70ZM70 258H69V259H70ZM82 258H83V257H82ZM122 258H121V260H122ZM124 258H123V259H124ZM50 259H49V260H50ZM66 259H67V258H66ZM69 259H68V260H69ZM72 259H74V258H72ZM16 260H17V259H16ZM20 260H21V259H20ZM47 260H48V259H47ZM49 260H48V261H49ZM56 260H57V258H56ZM58 260H59V259H58ZM58 260H57V261H58ZM68 260H67V262H70V261H68ZM84 260H85V259H84ZM25 261H27V260H25ZM30 261H31V260H30ZM38 261H40V260H38ZM52 261H53V260H52ZM124 261H125V260H124ZM124 261H123V262L121 261L122 264L124 263ZM36 262H37V261H36ZM36 262H35V263H36ZM44 262H45V261H44ZM44 262H43V263H44ZM60 262H61V261H60ZM65 262H66V261H65ZM71 262H72V264H73V261H72V260H71ZM80 262H81V261H80ZM95 262H96V261H95ZM2 263H3V261H2ZM4 263H5V262H4ZM22 263H23V262H22ZM31 263H32V262H31ZM31 263H30V264H31ZM90 263H92V262H90ZM93 263H94V262H93ZM6 264H7V262H6ZM20 264H21V263H20ZM26 264H27V263H26ZM32 264H33V263H32ZM36 264H37V263H36ZM41 264H42V263H41ZM60 264H61V263H60ZM64 264H65V263H64ZM68 264H69V263H68ZM74 264H76V261H75V260H74ZM82 264H84V263H82ZM94 264H95V263H94Z\"/></svg>",
  "mask_w": 264,
  "mask_h": 264
}]
</instances>
